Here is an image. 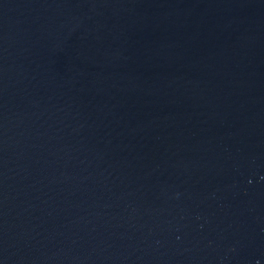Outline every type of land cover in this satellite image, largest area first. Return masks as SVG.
<instances>
[{"label":"water","instance_id":"1","mask_svg":"<svg viewBox=\"0 0 264 264\" xmlns=\"http://www.w3.org/2000/svg\"><path fill=\"white\" fill-rule=\"evenodd\" d=\"M0 264H264V0H0Z\"/></svg>","mask_w":264,"mask_h":264}]
</instances>
